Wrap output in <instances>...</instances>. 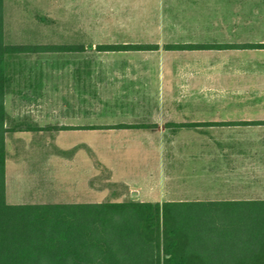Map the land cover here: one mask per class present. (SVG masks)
<instances>
[{"label":"crops","instance_id":"1","mask_svg":"<svg viewBox=\"0 0 264 264\" xmlns=\"http://www.w3.org/2000/svg\"><path fill=\"white\" fill-rule=\"evenodd\" d=\"M7 6L10 7V1L3 0L4 14ZM183 44L205 45H165ZM155 45L158 49L153 51H95L113 54L162 51L192 58L203 54L219 59L216 68L220 73L227 53L236 60L243 59L242 63L236 62L235 68L249 74L228 78L236 84L244 83L243 88H237L244 92L256 90L250 85L258 80L254 71H264V49L166 50ZM155 69V82L141 84L156 92L155 98H133L126 103L139 107L142 113L139 116L107 118L100 123L91 121L92 115L88 113L84 118L89 120L85 119L84 123L80 120L83 115H52V102L42 93L13 100L11 113L4 100L8 130L6 202L10 205L94 204L101 203L106 196H113L107 202L114 203L264 201V145L252 141L264 132V98H224V78H219V86L200 87L191 84L188 77L184 88L176 81L175 74L166 76L163 63ZM135 84L130 82V87ZM39 85L38 91L46 89L45 84ZM206 89L219 93L214 97L201 93ZM62 117L70 124H62ZM72 131L105 134L114 141L103 148L93 145L76 148L74 156L62 157L59 139L62 132ZM246 136L250 139L240 141ZM180 138L186 139V143ZM100 180L108 182L105 190L99 185ZM68 196L72 199L62 200ZM56 197L59 203L52 199ZM99 197H103L102 201Z\"/></svg>","mask_w":264,"mask_h":264},{"label":"rangeland","instance_id":"2","mask_svg":"<svg viewBox=\"0 0 264 264\" xmlns=\"http://www.w3.org/2000/svg\"><path fill=\"white\" fill-rule=\"evenodd\" d=\"M9 1L10 7L7 6L3 13L5 45H77L83 46L84 51H39L7 57L8 83L4 100L8 113H11L13 100L33 98V95L42 93L52 102V115L77 114L84 118L89 113L91 121L100 123L107 118L139 116L142 114L139 107L126 103L133 98H155L156 92L154 94L151 88L141 84L155 82V67L160 63L166 68V76L175 74L176 81L184 88L188 77L191 84L200 87L219 86V78H224V98H264V71H254L258 80L250 85L255 91L237 89L243 88L244 83L230 82L228 77L249 73L235 68L243 59L236 60L227 53L224 54L222 75L216 68L219 59L203 54L192 58L183 53L162 51L151 54L95 51L97 45L104 44L151 43L164 47L175 43H264V0ZM130 82L137 84L130 87ZM42 83L46 89L38 91ZM201 93L214 97L219 91L206 89ZM82 117L80 120L84 123L85 119L89 120ZM64 118L62 124H70ZM246 139L250 137H241L240 141ZM59 141L62 143V157H72L76 148L87 145L103 148L114 139L105 134L72 131L62 132ZM180 141L186 143L187 140L180 138ZM252 141L264 145V132L254 136ZM99 185L105 190L108 182L100 180ZM110 190L115 191V188L110 186ZM112 198L106 196L102 201L103 197H99V200L106 203ZM52 199L59 203L58 197ZM63 199H72V196Z\"/></svg>","mask_w":264,"mask_h":264},{"label":"trees","instance_id":"3","mask_svg":"<svg viewBox=\"0 0 264 264\" xmlns=\"http://www.w3.org/2000/svg\"><path fill=\"white\" fill-rule=\"evenodd\" d=\"M95 49L153 51L158 46L104 44ZM164 49H264V44ZM39 51L79 53L84 47L5 45L0 0V264H264V201L8 204L6 58Z\"/></svg>","mask_w":264,"mask_h":264}]
</instances>
